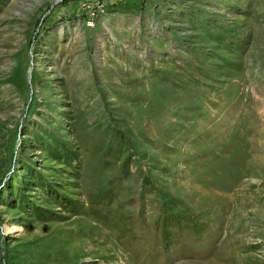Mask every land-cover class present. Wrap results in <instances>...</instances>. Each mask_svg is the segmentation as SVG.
Instances as JSON below:
<instances>
[{"label":"rangeland","instance_id":"374dc122","mask_svg":"<svg viewBox=\"0 0 264 264\" xmlns=\"http://www.w3.org/2000/svg\"><path fill=\"white\" fill-rule=\"evenodd\" d=\"M0 264H264V0H0Z\"/></svg>","mask_w":264,"mask_h":264}]
</instances>
